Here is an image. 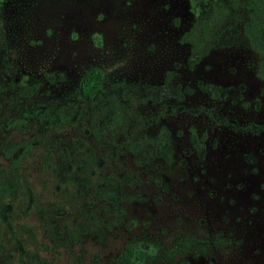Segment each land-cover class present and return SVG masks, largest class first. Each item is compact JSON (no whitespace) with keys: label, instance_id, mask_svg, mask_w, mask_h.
Returning a JSON list of instances; mask_svg holds the SVG:
<instances>
[{"label":"rangeland","instance_id":"374dc122","mask_svg":"<svg viewBox=\"0 0 264 264\" xmlns=\"http://www.w3.org/2000/svg\"><path fill=\"white\" fill-rule=\"evenodd\" d=\"M217 1L5 2L0 125L18 113L11 98L19 88L37 85L30 100L17 101L21 106L55 102L80 85H91L98 72L105 86L125 81L161 91L173 88L184 96L185 111L160 121L172 137L171 158L140 167L126 160L135 180L125 192V225L99 236L78 235L62 245L61 223L72 217L76 226L88 210L56 216V232L36 236L46 251L30 258V264H90L94 256L105 260L132 239L142 250L143 264H149L160 243L181 236L204 246L184 264H264V82L256 76L257 57L244 44L201 55L183 42L193 22ZM25 136L0 128V148ZM0 164H5L1 153ZM30 165L31 183L40 195L53 185L43 187L47 175L38 161ZM52 191L44 196L58 199ZM87 214L83 223L89 227ZM5 258L0 256V264H8Z\"/></svg>","mask_w":264,"mask_h":264},{"label":"trees","instance_id":"16d2710c","mask_svg":"<svg viewBox=\"0 0 264 264\" xmlns=\"http://www.w3.org/2000/svg\"><path fill=\"white\" fill-rule=\"evenodd\" d=\"M6 1L0 0V13ZM183 42L201 55L244 44L256 55V76L264 82V0H218L193 22ZM161 90L125 81L105 86L100 72L91 85H80L55 102L30 101L21 106L17 101L30 100L37 85L17 90L11 100L18 113L7 117L0 128L27 136L6 141L0 148L5 160L0 164V256L4 254L10 264H30V258L35 260L46 251V246L37 245L36 236L55 233L56 216L71 215L73 210H88L89 227L83 223L85 213L76 226L69 217V222L61 223L66 232L59 239L62 245L78 235L99 236L125 225V192L135 180L126 160L140 167L170 159L172 137L160 121L185 111L179 90ZM37 161L47 175L43 187L53 185L40 195L35 194L28 173L30 162ZM50 188L58 199L44 196ZM68 224L74 229L68 230ZM25 235L35 249H29ZM197 245L191 236L175 237L159 244L149 264H184L204 249ZM90 264H143L142 250L132 239L105 260L94 256Z\"/></svg>","mask_w":264,"mask_h":264}]
</instances>
